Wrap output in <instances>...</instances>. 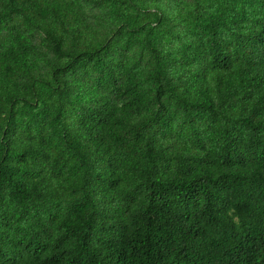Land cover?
<instances>
[{"label": "trees", "instance_id": "obj_1", "mask_svg": "<svg viewBox=\"0 0 264 264\" xmlns=\"http://www.w3.org/2000/svg\"><path fill=\"white\" fill-rule=\"evenodd\" d=\"M0 264H264V0H0Z\"/></svg>", "mask_w": 264, "mask_h": 264}]
</instances>
